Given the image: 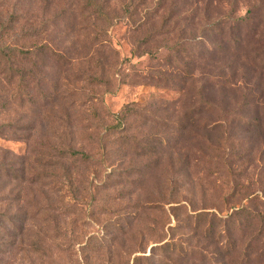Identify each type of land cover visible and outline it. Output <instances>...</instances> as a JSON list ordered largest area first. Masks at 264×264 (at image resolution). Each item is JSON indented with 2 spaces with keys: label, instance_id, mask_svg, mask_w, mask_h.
Returning <instances> with one entry per match:
<instances>
[{
  "label": "rangeland",
  "instance_id": "1",
  "mask_svg": "<svg viewBox=\"0 0 264 264\" xmlns=\"http://www.w3.org/2000/svg\"><path fill=\"white\" fill-rule=\"evenodd\" d=\"M162 1L0 0V264H264L261 223L220 225L264 211V0ZM175 68L214 104L178 145Z\"/></svg>",
  "mask_w": 264,
  "mask_h": 264
},
{
  "label": "trees",
  "instance_id": "2",
  "mask_svg": "<svg viewBox=\"0 0 264 264\" xmlns=\"http://www.w3.org/2000/svg\"><path fill=\"white\" fill-rule=\"evenodd\" d=\"M146 1V0H145ZM144 0H142V3ZM161 2H163L161 0ZM141 3V4H142ZM161 4V3H160ZM160 6V5H159ZM27 54H32L31 51H28ZM165 80H162L160 78L159 81H165L166 87L172 85L180 94L179 99L173 100L169 103H167V106H164L163 108L156 109V111L160 112L161 114L165 115L168 112H172L174 115L178 116L179 115V120L182 121L181 123L178 124V127H176V124H171L170 122L167 121L166 124H161V127L165 131H170V137L175 138L176 142L175 144L178 145L179 139L184 138L186 134L189 131V126L183 124V118L182 116L184 115V118L188 120V122L191 121H199L200 125L198 126L199 129H203V127H206L207 129V124L204 126H201V123H203L206 120L202 119L204 115H209L212 116L214 114V104H208L209 102L207 101H200L198 104H193L190 102L188 99L191 91L190 88H188L189 83H195V75L194 71L190 69L186 70H181L180 68H175L168 73V76L164 77ZM167 78V79H166ZM208 90L205 88L202 89V92L199 94L200 99H202L203 96L205 95ZM206 102V103H205ZM206 107H209L206 109ZM131 110L129 108L123 110L121 113L116 114V123L113 124V126H109L106 131L104 132V137H110L113 135L118 134V139L115 140L113 143L115 145L124 143L126 142L129 138L126 137L125 135H128V132L130 130V125H128V121L130 117L132 116V113L130 112ZM198 122V123H199ZM254 124L260 128V122L258 119H255ZM127 126V127H126ZM34 127H30L26 129L27 131L34 130ZM175 130V131H174ZM33 135L28 134L25 136V141H31ZM104 137L101 138V140L104 141ZM156 140H153L152 143H157L162 145L163 142H165L166 138L163 137V135H158L155 138ZM171 143H169V146ZM172 148V147H171ZM149 154V152H147ZM254 200L252 199L250 203H252ZM243 218H252V220L257 221L259 224L261 223L264 227V211L261 212H254L249 206H244L238 210H236L234 213H232L229 217L223 219H220V225H222L225 228L226 232H229L232 227H236V224L238 222H242ZM229 230V231H228ZM260 235L264 234V228L262 231H260ZM177 244H166L165 247H162L163 251L171 250L172 252H175ZM233 249L231 251H228L225 255H220L221 257L218 259L220 264H227V259L230 254L234 252L235 246L232 247ZM220 250H217L218 253H220ZM219 257V256H218ZM144 258H137V262H141ZM149 260V259H146ZM160 263V260H159Z\"/></svg>",
  "mask_w": 264,
  "mask_h": 264
}]
</instances>
